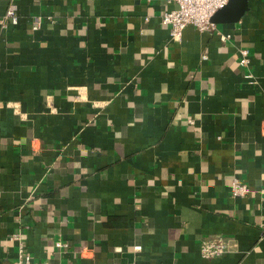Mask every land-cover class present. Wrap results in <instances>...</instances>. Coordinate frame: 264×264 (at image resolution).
<instances>
[{"label":"crops","instance_id":"crops-1","mask_svg":"<svg viewBox=\"0 0 264 264\" xmlns=\"http://www.w3.org/2000/svg\"><path fill=\"white\" fill-rule=\"evenodd\" d=\"M10 1L0 263L23 242L48 264H264V0L181 37L172 0H1L0 17ZM204 240L227 249L205 259Z\"/></svg>","mask_w":264,"mask_h":264},{"label":"built area","instance_id":"built-area-1","mask_svg":"<svg viewBox=\"0 0 264 264\" xmlns=\"http://www.w3.org/2000/svg\"><path fill=\"white\" fill-rule=\"evenodd\" d=\"M1 1V0H0ZM176 7L171 10L164 11L161 16V22L170 27L171 37H181L184 28L187 25H193L200 31L208 30L215 27V23L211 20L214 13L227 4L228 0H172ZM19 16L17 12V6L14 2H8L5 13L0 17V28L5 29L9 25H16L18 23ZM41 23V17L39 15L32 18L31 28L33 30L38 29ZM224 37L223 39H225ZM240 56L238 62L241 66L248 67L249 63V51L246 48H242L239 51ZM251 73L248 71L246 77H250ZM192 122V120H190ZM249 191L247 185L237 178H233L231 184V193L233 196H243ZM13 239H18V235H13ZM55 246H65L60 240L55 242ZM135 250H139L140 246L133 247ZM227 245L223 240H204L201 243V255L205 259H210L221 255L226 251ZM0 264H48L46 262H38L26 253L25 244L19 242L18 244V258L10 263Z\"/></svg>","mask_w":264,"mask_h":264},{"label":"water","instance_id":"water-1","mask_svg":"<svg viewBox=\"0 0 264 264\" xmlns=\"http://www.w3.org/2000/svg\"><path fill=\"white\" fill-rule=\"evenodd\" d=\"M245 9V0H228L226 5L214 13L211 20L214 23L235 22L240 18Z\"/></svg>","mask_w":264,"mask_h":264}]
</instances>
